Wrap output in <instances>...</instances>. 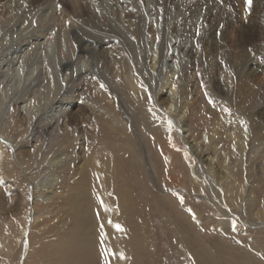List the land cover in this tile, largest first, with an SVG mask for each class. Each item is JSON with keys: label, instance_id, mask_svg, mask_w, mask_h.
Returning a JSON list of instances; mask_svg holds the SVG:
<instances>
[{"label": "rangeland", "instance_id": "1", "mask_svg": "<svg viewBox=\"0 0 264 264\" xmlns=\"http://www.w3.org/2000/svg\"><path fill=\"white\" fill-rule=\"evenodd\" d=\"M200 1L193 0V4L197 6ZM220 1L227 2L228 12H233V16L238 18L236 26L248 27L247 20H242L237 0ZM153 12L158 14L159 9L154 8ZM200 14L206 21L202 22L203 27H208V30L200 33L198 25L197 29H191L190 34L183 35L192 39L195 51L186 56V62L181 60L182 74L178 78L171 76L172 71L167 68L161 77L156 75L157 72L141 70L142 60L135 62L130 53V50L139 51L141 38L137 34L130 50H124L131 67L127 74L130 71L131 77L140 80L146 90L133 89L124 76L113 82L107 71L99 69L102 75L99 76L100 84H91L87 90L89 102L85 107L88 114L92 113L91 119L81 123L78 120L81 137L71 122L56 139L42 136L35 142L32 136L35 122L31 126L19 121L17 124L16 112H10V122L3 125L6 130L4 136L11 138L17 146L15 143L14 146L7 144L9 178L16 182L14 184L21 196L15 195L11 188L0 182V240H7L8 232L22 239L10 253H0V264H264V215H257L264 206V70L256 67L258 60L249 62L258 52L250 53L249 49H245L260 39L258 26L263 18L255 23L258 29L237 32L239 35L232 37L228 33L213 32L219 20L215 10L203 8ZM151 17L149 15V21L153 19ZM157 35L156 32L147 34L149 55ZM173 44L174 41L170 45L171 50ZM167 54L166 51L165 58ZM182 75H189L190 79ZM167 77L180 86V92L184 91L177 115L184 114L187 120V128L193 135L189 142L183 137L181 125L172 119L178 118L177 115L171 118L157 112L159 105L167 110ZM76 84L63 86L69 99L77 100L78 95L71 87ZM162 86H165L164 89H161ZM58 89L61 90L60 86ZM95 91H98V96H95ZM136 92L137 95H134ZM153 93L159 94L156 101ZM92 98L99 106L105 107L100 109L97 102L95 105L90 101ZM196 142L199 148L195 146ZM15 148L19 150L21 162L33 178L34 186L16 164L13 158ZM56 151L69 154V160L66 165L55 168V172L60 174L58 181L43 184L42 180L54 173L49 162ZM109 155L112 159L108 163H113L104 168L101 176L107 182L104 188L112 192L109 196L111 201L121 203L124 213L118 218L123 224L122 232L115 231L107 223L106 214L98 202L99 185L92 171L96 167L92 159L94 156L103 162ZM216 155L220 156V162L213 166L210 160ZM192 166L203 172L200 179L193 176ZM79 167L90 172L88 180L91 184L87 185L93 220L90 228L96 229V248L76 243L68 237L76 189L85 186L80 183L82 173ZM223 170L229 171L232 182L222 179V172H226ZM226 183L228 185L225 186ZM242 187L248 191L243 193ZM224 188L228 192L234 188L235 200L225 194ZM241 192L246 197H240ZM191 208L197 211L196 217ZM111 233L112 242L117 233L120 242L126 239L129 243L123 250V258L119 257L120 253L115 255L111 250L108 241ZM55 245L60 246L62 259L53 260L50 257Z\"/></svg>", "mask_w": 264, "mask_h": 264}, {"label": "bare ground", "instance_id": "2", "mask_svg": "<svg viewBox=\"0 0 264 264\" xmlns=\"http://www.w3.org/2000/svg\"><path fill=\"white\" fill-rule=\"evenodd\" d=\"M237 2H239L238 6H240L241 12L243 14L242 20H247L246 22L248 27H239L238 25L236 26L235 24L238 18L236 19V17L233 16V12L231 10L229 11H231L232 14L228 12L226 8L227 2L220 0H201L200 4L198 3L197 6L193 4V0H0V182H4L7 187L11 188L12 193L15 195L18 194L19 197L21 196L17 185L14 184L15 181L13 182V180L9 178L10 175L7 159V157H9L7 144L14 146L16 143L11 138L4 136L6 130L3 127L5 123L8 124V117L12 113V110L16 112V123L18 121L20 123L22 122L24 125L26 123L27 125L30 123L31 126L33 122H35L36 126L32 128V136L35 137V142H38L40 140L39 137L42 136L44 138L47 136V139H56L59 132L66 129L69 124L71 125V122L75 124V130L78 136L81 137L82 129L80 130V128L77 127V124H79L78 120L81 123V121H89V119H91L90 116L92 113L88 114L87 108L85 107L87 101L89 102V98H86L89 97V92H87V90L91 84H100L99 76L102 75L99 69H103L105 72L107 71L109 74V79L113 82L119 80V77L124 76L133 89H145L143 84L140 83V80H134L133 76L131 77L130 71L127 74V71L131 67L130 64L128 65V59L124 50L125 48H129L128 50H130L131 43L133 42L134 35L136 34L141 38V40L138 42L139 51L135 49L137 52L135 50H130L131 52H129L133 54L134 57H132L134 58L135 62L138 63L139 60H142L143 64L141 68L143 69L141 70H145L147 72L151 71L154 72V74L157 72L156 75L161 77L162 72H166L164 70L167 68L172 71L171 76L174 75L176 78H178V75L182 74V61L186 62V56L195 51L193 49L192 39L190 37L185 38L183 35L187 33L190 34L191 29H197L198 25L200 27V33H202L204 30H208V27L207 29L206 27H203L202 22L204 20L202 19L200 10L203 8L215 10L219 20H217L218 22L215 21L217 22V25L213 27V32L217 31L219 33H228V35L230 34L232 37L237 34V32L244 33L258 29L255 23L259 22L260 18H263V21H261L262 23L260 22V25L258 26L261 32V37L259 36L260 39L252 45L246 46L245 49H249L251 51L250 53H252V51L259 53H255L249 62H252L251 60L253 59L256 61L258 60L257 63L259 65H256V67L264 70V0H252L251 5L248 4V0H237ZM175 3H177V5ZM154 8L159 9L158 14L153 12ZM154 14L157 15L154 16ZM149 15H151V18H153L151 19V23V20L149 21ZM174 18H176V21ZM179 25H181V27ZM151 32H156L158 35L157 41L154 43L152 42V52L149 55L148 49L150 48H148L147 45L149 44L150 40L147 39V34ZM172 32H176L177 34L174 33V35ZM173 41L174 44L172 46H174V48L171 50L170 45ZM225 41L227 40L225 39ZM166 51L168 54L165 58ZM231 62H233L232 58ZM240 69H242V67ZM213 70L215 69L213 68ZM244 72L246 71H243V73ZM182 76L184 78L188 76L187 78H189V75ZM164 78L165 77L163 76V79ZM169 80L170 77H167L166 85L168 84L169 86L167 92V97L169 98L166 106L167 110L159 105V111L157 112L164 113L166 116L169 115L172 118V115H177L179 108L178 105L181 99L184 97L182 93L184 91L180 92V86H176L177 83L174 80ZM73 82L77 83L76 85L71 86L73 87V92L78 95L77 100L69 99V97L66 96L64 91L65 89H63V86ZM151 85L153 86V84ZM58 86H60L61 90L58 89ZM215 86L216 84L214 87ZM112 87L114 88V86ZM164 87L161 89H164ZM165 90L167 89L165 88ZM133 91L135 92V90ZM158 91H160V89ZM93 92L94 90H92L91 93ZM137 92L134 95H137ZM70 93H72V91ZM95 93V96H98V91H95ZM207 93L210 94L208 91ZM158 95L159 94L157 93H153L152 96L154 101L157 100ZM75 97L76 96L73 95V98ZM90 101H92L93 104L97 102L95 98H92ZM97 106H99L98 102ZM99 107L101 109L105 106L100 105ZM108 109L109 108H107V111ZM12 116L13 115H11V117ZM177 116L178 118L175 119L173 117L172 119L181 125V131L184 134V139H186L187 142L191 141L193 135L191 134L190 129L187 128L188 123L184 118V114L178 113ZM18 117H20V119L17 120ZM244 129H247L245 125ZM195 146L199 148L197 142L195 143ZM18 151L16 150L13 158L16 164H18V166L22 169L23 174L34 186L33 178L30 177V174L27 173L26 168L23 166L21 162V156ZM199 156L202 157V155ZM238 157L239 156H237V158ZM219 158L217 155L211 158L210 161L213 163V166L215 163L220 162ZM92 159H94V163L96 165V167L92 169L93 175L96 177L99 185V191L97 189L99 192L98 202L102 208V211H104L106 214L107 223L111 225L115 231L122 232L123 224L119 222L118 218L120 216L122 217L124 213L123 209L121 208V201L119 202L120 204H116V202L113 203V201H111L112 199H110L109 196L111 197L112 192L104 188V184H107V182L101 176L103 175L104 168L106 166L110 167V164L113 163H108V160L112 159V157L109 155L106 158L107 161H104L103 159V162L99 158L96 159V156H94ZM68 160L69 154L64 153V151H56L55 155L51 157L49 162L52 169L54 170V173L47 179L42 180V183L50 185L54 180H57L60 174L55 172V170L58 168V166L66 165ZM215 167H217V165ZM224 168L226 169V167ZM79 170L80 173H82L80 177V183L85 186L80 187L78 190L76 189L77 196L76 199L73 200V206L75 209L71 212L73 220L70 222L71 229L68 231V237L76 240V243L84 244V246H94L97 244H95L96 229H91V223L93 220H91V207L89 208V187L87 188V185L91 184L88 180L90 172L89 170L87 171V168L84 169L83 167H79ZM227 170H223L226 172H222V179H227L226 181L232 182L228 175L229 171ZM191 172L197 180L200 179V174L202 172L200 169H197L196 166H192ZM4 180H7V182ZM226 185H228V183H226L225 186ZM233 189H231L230 192H228L229 190L225 189V194L231 195V199L235 200L236 191ZM242 190L243 193L248 191L246 187H242ZM95 195L97 196V193ZM242 195L245 196V194H242L241 192L240 197H242ZM240 202L242 201L240 200ZM248 205H250V203ZM190 210L194 217H196L197 211L192 208ZM262 214L264 215V206L262 211L257 212L258 216ZM103 216L105 215L103 214ZM93 227L95 228L94 225ZM7 234L9 238L7 240L5 239L6 241L0 240V253H10L15 249L19 241L22 239L16 235L11 236L9 232ZM112 238L113 237L111 233V238L108 240L109 244H111V250L113 253H115V255L117 252L120 253L119 257L123 258V250L127 245H129V243L126 239L125 241L122 240L120 242L117 239V233H115L113 242ZM56 245L54 251H52V254H49L53 260H58L62 257L61 254H59L60 246L58 245L56 247ZM94 247L96 248V246Z\"/></svg>", "mask_w": 264, "mask_h": 264}, {"label": "snow or ice", "instance_id": "3", "mask_svg": "<svg viewBox=\"0 0 264 264\" xmlns=\"http://www.w3.org/2000/svg\"><path fill=\"white\" fill-rule=\"evenodd\" d=\"M251 3H252V0H248V4L251 5Z\"/></svg>", "mask_w": 264, "mask_h": 264}]
</instances>
